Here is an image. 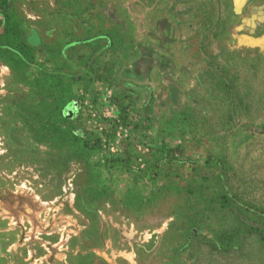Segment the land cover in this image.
<instances>
[{
  "label": "rangeland",
  "instance_id": "obj_1",
  "mask_svg": "<svg viewBox=\"0 0 264 264\" xmlns=\"http://www.w3.org/2000/svg\"><path fill=\"white\" fill-rule=\"evenodd\" d=\"M8 1L30 53L0 61V264H264V241L231 212L253 226L264 213V63L246 65L264 55V0ZM177 1L194 7L170 13ZM3 25L0 13V34ZM222 47L238 58L227 75L243 103L232 117L208 61ZM55 74L68 88L47 93ZM114 88L137 107L153 96V137L193 115L170 140L177 161L154 167L149 135L129 143L110 127ZM218 151L249 211L222 210Z\"/></svg>",
  "mask_w": 264,
  "mask_h": 264
},
{
  "label": "trees",
  "instance_id": "obj_2",
  "mask_svg": "<svg viewBox=\"0 0 264 264\" xmlns=\"http://www.w3.org/2000/svg\"><path fill=\"white\" fill-rule=\"evenodd\" d=\"M180 3L184 2H175L170 12H173L175 6ZM0 13L4 18L3 30L0 34V61L7 64L8 66H13L14 64L20 63L24 58H28L29 56L30 50L27 42L28 31L23 28L19 20L14 19L12 13L10 12V5L8 0H0ZM216 21L212 24L207 25L208 28H205L203 26L204 24L201 25L205 28L202 31V36L206 32H209L212 28L216 27ZM217 37L218 35L216 36V38ZM79 58L82 59V56H80ZM256 59L257 62L252 58L248 59V61H246V65L252 66L254 69H258L260 64L264 63V55H260ZM208 61L210 65L213 66L215 70H217L223 81V87L229 96L228 103L230 107V117H232L233 115H236V113L238 114V109L243 103L242 96L240 95L237 87L233 83L232 79L227 75L228 69H230L238 61L236 53L235 51L222 47L214 56H211ZM102 81L110 82V76H103ZM58 86L65 89L68 88L64 83V80L59 75L55 74L48 77V81L46 82V85L43 86V88L47 91V93H50L55 89V87ZM113 90L114 91L112 93V96L110 97V101H112V103L116 107L117 116L114 120H112L113 122L110 124V127L115 130L118 128L127 130V132L129 133L128 135L130 136L127 139L129 143L130 138H133L137 142L141 143L143 136L147 137L149 135L151 141L149 150L152 154L154 167H158L161 163L177 161L178 157L176 155V150L178 147H171L170 140L173 138L175 131H178L179 133H181V135L184 134V131L187 130L184 126L188 124L186 122L189 119L193 118V115H191V113L188 111L183 113L184 122L182 123L181 121L178 122V118L176 117L167 119V121L161 125V128L156 131V134L154 133L155 136L153 137L151 136V132L154 128L153 96H150L145 102L141 104L140 107H137L134 97L131 93L126 92L123 94H119L115 91V88ZM68 102L69 101H67V103L65 104L66 108L64 110L69 114L67 109V106L69 104ZM186 119L188 120L186 121ZM222 126L225 127V124L221 125V127ZM211 134H215V136H217V134H219V131L216 129ZM75 136L80 139L86 147L97 148L99 146V141L97 139L91 140L76 133ZM109 136L111 135L107 133V138ZM209 157H211L215 165H217V167L220 169V175L224 179V181L226 183H229L226 184L225 189L227 191L225 192L227 193H225L223 196V205H221L222 210H232L234 206H239L242 211H249L251 207L244 203L240 205V199L238 196H236V193L230 192L233 191L230 182L233 168L229 165L226 154L223 151H218L216 154H211V156ZM228 192L233 194L232 197L228 194ZM231 212L236 216V219L238 218L237 221L239 222V224H242L243 227H246L250 231H254L259 236V238L264 241V213H261L263 214V218L259 217L261 223H259V225L253 226V223H258L257 220H251L248 218L245 220L244 218L246 217V215H244L243 212H238L235 210ZM258 214L260 213H255L254 215L259 216ZM208 246L213 250L220 248V245L217 243H209ZM222 247H224V242Z\"/></svg>",
  "mask_w": 264,
  "mask_h": 264
},
{
  "label": "flooded vegetation",
  "instance_id": "obj_3",
  "mask_svg": "<svg viewBox=\"0 0 264 264\" xmlns=\"http://www.w3.org/2000/svg\"><path fill=\"white\" fill-rule=\"evenodd\" d=\"M155 1H156V2H155ZM155 1H154L153 4L150 6V8L153 7L154 4L158 3V0H155ZM139 2H140V3H143L142 0H140ZM174 3H175V2H174ZM174 3L172 4V7L174 6ZM154 6H155V5H154ZM180 6H187V7H189V8H190V7H194L193 5H190L189 3H185V2H184V3H180V4H178L177 6H175V9L173 10V12H170V13L177 12V9H178ZM172 7H171V8H172ZM193 10H194V9H193ZM190 12H191V9H190ZM190 12H189V13H190ZM189 13H188V14H189Z\"/></svg>",
  "mask_w": 264,
  "mask_h": 264
},
{
  "label": "crops",
  "instance_id": "obj_4",
  "mask_svg": "<svg viewBox=\"0 0 264 264\" xmlns=\"http://www.w3.org/2000/svg\"><path fill=\"white\" fill-rule=\"evenodd\" d=\"M183 12L185 15L188 14L190 12V8L187 6H180L177 9V13Z\"/></svg>",
  "mask_w": 264,
  "mask_h": 264
},
{
  "label": "water",
  "instance_id": "obj_5",
  "mask_svg": "<svg viewBox=\"0 0 264 264\" xmlns=\"http://www.w3.org/2000/svg\"><path fill=\"white\" fill-rule=\"evenodd\" d=\"M138 1H140V0H138ZM2 254H3V249H2V246L0 244V257L2 256Z\"/></svg>",
  "mask_w": 264,
  "mask_h": 264
}]
</instances>
